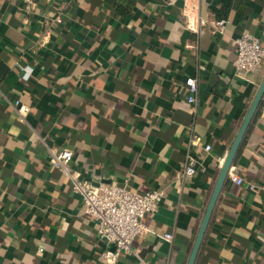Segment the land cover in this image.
Wrapping results in <instances>:
<instances>
[{"label": "crops", "instance_id": "0c3cea01", "mask_svg": "<svg viewBox=\"0 0 264 264\" xmlns=\"http://www.w3.org/2000/svg\"><path fill=\"white\" fill-rule=\"evenodd\" d=\"M185 0H0V264H105L80 194L46 146L72 152L85 179L163 189L113 264H186L224 158L264 76H237L234 39L264 44V0H196L206 31L186 29ZM54 16L61 23L54 24ZM225 18L222 34L210 27ZM29 65L24 80L17 65ZM197 79L188 103L186 78ZM29 106L20 118L14 99ZM190 132L200 137L190 147ZM210 144L208 152L203 150ZM196 173L179 183L187 152ZM218 195L194 264H264V97ZM255 186L253 191L247 185ZM169 232L172 240L161 235ZM38 247H42L39 252Z\"/></svg>", "mask_w": 264, "mask_h": 264}, {"label": "built area", "instance_id": "2783aa9c", "mask_svg": "<svg viewBox=\"0 0 264 264\" xmlns=\"http://www.w3.org/2000/svg\"><path fill=\"white\" fill-rule=\"evenodd\" d=\"M25 11H29L32 0H20ZM184 10H186V29L193 33H201L208 28V20L196 14L197 1L185 0ZM54 24L61 23L60 16H54ZM226 24L225 18H217L212 24V32L222 34ZM235 53L231 61L237 76L257 71L264 63V44L259 39L243 32L234 39ZM20 77L26 80L30 73L29 65H17ZM187 102L195 103L197 94V79L194 76L186 78ZM11 106L16 115L20 118L29 110V106L14 99ZM200 137L190 132L188 145L192 147L197 144ZM211 149L210 144H205L203 150L208 152ZM48 153V163L50 167L59 170L66 176L72 191L80 194L82 199L83 212L94 218L97 226V235L106 247L100 252L99 258L105 264H113L121 253H134L131 246L132 241L148 233H154L144 222L146 214L155 212L159 203L164 197V190L157 188L140 193L130 190L125 184L117 182H104L98 185L92 184L85 179L81 170L70 167L72 158L71 150L67 148L55 149L46 146ZM197 158L187 152L181 165L177 181L179 183L193 176L197 170ZM231 168V167H230ZM228 178L235 184H244V179L228 171ZM247 189L253 191L255 186L247 185ZM166 241L172 240V234L166 232L161 235ZM42 247H38L40 252Z\"/></svg>", "mask_w": 264, "mask_h": 264}, {"label": "water", "instance_id": "95a60500", "mask_svg": "<svg viewBox=\"0 0 264 264\" xmlns=\"http://www.w3.org/2000/svg\"><path fill=\"white\" fill-rule=\"evenodd\" d=\"M264 97V76L256 90V93L243 117V120L240 124V127L236 133V136L228 150V153L226 154V157L224 158L223 164L221 166V169L218 173L216 182L214 184L212 193L210 195V198L208 200V203L206 205L203 217L200 221L191 251L189 253L188 259L186 264H194L201 242L203 240L204 234L206 232L212 211L214 209L215 203L217 201L218 195L220 194V191L222 189V186L226 180L227 173L232 166V163L234 161V158L236 156V153L238 151V148L241 144V141L244 137V134L248 128V125L250 124L259 104L263 100Z\"/></svg>", "mask_w": 264, "mask_h": 264}, {"label": "trees", "instance_id": "16d2710c", "mask_svg": "<svg viewBox=\"0 0 264 264\" xmlns=\"http://www.w3.org/2000/svg\"><path fill=\"white\" fill-rule=\"evenodd\" d=\"M110 6H119L124 7L126 9H130L133 4V0H108ZM7 67L0 61V80L7 73Z\"/></svg>", "mask_w": 264, "mask_h": 264}]
</instances>
